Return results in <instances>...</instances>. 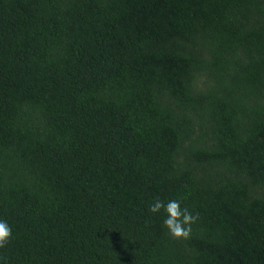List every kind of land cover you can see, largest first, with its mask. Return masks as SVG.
Listing matches in <instances>:
<instances>
[{
    "label": "trees",
    "instance_id": "obj_1",
    "mask_svg": "<svg viewBox=\"0 0 264 264\" xmlns=\"http://www.w3.org/2000/svg\"><path fill=\"white\" fill-rule=\"evenodd\" d=\"M0 219V264H264V0H0Z\"/></svg>",
    "mask_w": 264,
    "mask_h": 264
},
{
    "label": "clouds",
    "instance_id": "obj_2",
    "mask_svg": "<svg viewBox=\"0 0 264 264\" xmlns=\"http://www.w3.org/2000/svg\"><path fill=\"white\" fill-rule=\"evenodd\" d=\"M161 210L165 214L163 225L168 234L174 239L187 238L196 217L187 208H182L179 200H169L164 203L157 199L150 205L152 213H159ZM12 235L10 224L4 219H0V248L9 243Z\"/></svg>",
    "mask_w": 264,
    "mask_h": 264
}]
</instances>
